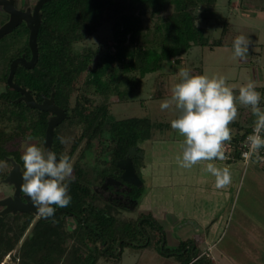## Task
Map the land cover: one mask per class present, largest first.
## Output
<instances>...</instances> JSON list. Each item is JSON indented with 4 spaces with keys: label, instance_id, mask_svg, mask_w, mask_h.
<instances>
[{
    "label": "trees",
    "instance_id": "trees-1",
    "mask_svg": "<svg viewBox=\"0 0 264 264\" xmlns=\"http://www.w3.org/2000/svg\"><path fill=\"white\" fill-rule=\"evenodd\" d=\"M216 1L48 0L42 5L37 60L32 67L18 64L12 80L28 89L38 103L53 90L54 103L65 112L54 128L51 149L57 156L66 152L70 158L77 152L74 179L69 184L71 203L66 208L56 207L54 216L48 219L28 212L0 217V264H6L3 257L12 253L29 226V233L13 254L17 264H97L100 258L116 262L124 247L150 246L156 235L160 252L172 255L178 264H212V258L197 250L191 239L181 240L176 248L166 247L165 231L150 211H140L134 217L126 215L124 209L104 200L94 186L106 176L119 177L121 170L116 162L126 156L130 147L136 146L143 153L144 141L157 131L170 129L167 122L148 117L107 122L110 97L127 99L145 74L160 71L166 63L172 64L171 72L177 71V64L183 68L182 55L192 45H223L229 33V17L214 20L219 26V38H209L206 26L198 22L207 19L199 10L207 11ZM241 3L264 9V0H240ZM168 6L172 11L165 14ZM147 14L156 17L152 27L142 24V16ZM109 19L114 50H95V61L93 53L84 54L83 62L79 61L74 44L88 38ZM27 38L28 28L23 21L0 38V181L11 168L9 157L24 171L22 150L12 148L14 143L31 135L38 146L44 147L51 115L17 101L21 93L7 83L11 60L22 54L26 59L31 56ZM260 91L262 110L264 86ZM234 124L239 130L240 125ZM106 125L109 134L103 138ZM241 128L242 133L237 131L230 142L226 141L231 146L227 160L241 158L242 141L253 126ZM59 137H64L66 143L61 144ZM105 138L112 141V146L103 158L100 143L104 146ZM132 163L142 180V156H132ZM143 189V184L131 186L130 194L137 202ZM68 218L73 220L71 228L66 223Z\"/></svg>",
    "mask_w": 264,
    "mask_h": 264
},
{
    "label": "rangeland",
    "instance_id": "rangeland-1",
    "mask_svg": "<svg viewBox=\"0 0 264 264\" xmlns=\"http://www.w3.org/2000/svg\"><path fill=\"white\" fill-rule=\"evenodd\" d=\"M34 2L35 0H24L25 5H33ZM244 4L245 3L240 4V0H217L213 7L207 9V11L205 10L206 12L200 9L199 11L207 15V19L199 20L198 22L200 25L206 26L207 33L210 35L209 38H216V33L219 31V26L214 22L216 17H218L219 21L223 18L226 19V17H229L231 23L228 34L230 35L227 34L228 36L226 35L224 37L223 45L214 46L212 48L208 46L192 45L187 52L182 55L184 60L183 68H187L193 74L224 76L226 78V83L233 88L238 108V117L234 122H237L240 125V129L238 130V126L231 123L229 127L232 130V134L237 131L242 133L243 129L241 126H254L256 120L250 107L240 104L238 99L239 87L251 80L255 82L256 90L261 93L260 90L264 86V9L257 8L258 6H247L246 4L245 6ZM171 11L172 6H168L164 13L168 14ZM2 14L3 13L0 9V15ZM155 18L156 17L151 18L149 14L142 16L143 26L152 27L156 20ZM111 27L112 23L110 19L108 21H103L92 35L85 40L74 44V50L77 53L79 61L83 62L82 59L84 54L90 53H93L92 58L93 61H95L97 56L95 50H98L99 52L105 51L106 49L110 51L114 50ZM241 34L247 36L250 40L248 54L243 59L234 56L231 42L237 35ZM230 38L233 40L230 41ZM180 66V64H177V71L171 72L172 64L166 63L160 71L145 74L141 79L138 89L131 92L127 99L121 100L120 97L114 95L111 96L107 122L114 119L133 116L148 117L151 120L167 122L170 125V129L164 130L160 133L163 134L162 139L168 141V143L162 144V151H172L173 144L170 138L173 139L178 136L180 139L183 137L177 130L172 129L170 124V121L176 118L178 113L174 108L161 110L160 104L163 100L170 99L172 85L178 82ZM162 83H164L163 87ZM157 89H159V91ZM1 90H3V84H0V91ZM74 97L75 96H72V101L74 100ZM108 129L109 127L106 125L102 135L103 138L106 134H109ZM159 132L160 131L155 132L150 138V141L141 144L144 148L143 150L148 151L149 148H155V150L158 149V144L160 143V140H162L161 137H159ZM155 134L157 135L156 138L154 137ZM105 140L106 142H104V146L100 143V149H102L101 156L103 158L107 157L112 146L111 140L108 138H105ZM24 141L25 139L17 141V144L14 143L12 148L21 149V144ZM30 142L36 144L37 140L32 138V141ZM82 145L83 143L79 146ZM41 146L43 147V145ZM179 147L180 145L176 146V148ZM79 149L80 148L78 147L77 150ZM152 153L154 152H151V154ZM76 154L77 152L71 157L72 162L75 161ZM250 162L251 161H248V163L244 165L245 168L242 166L237 174L234 184L232 185V187H235L232 188L231 197L229 199H224V207H222L221 211L227 215V224L225 225L224 222L222 223L220 232L225 226L224 235L222 234L223 236H221L217 243L213 244L210 248L214 258L219 257V248L224 249V247L230 245V240L234 236L231 235L233 231H240L241 236L244 237L245 234L251 236V232H254L253 229H258V232H260L258 235L260 236L257 237V239L264 243V177L260 180L259 177L258 179L253 177V173H251L253 169L251 168L252 164H250ZM257 163H260L262 168H264V161ZM151 164L156 165L158 163L151 162ZM205 170L206 169H204V171ZM152 172L159 173L158 169L155 171L153 170ZM243 173L246 174L243 175ZM259 181H261V183H259ZM175 186L176 188L180 187L179 184H176ZM11 187V185L3 183L1 180L0 198L11 194ZM145 187L146 186L144 185V189ZM220 198L222 197L220 196ZM134 205L132 211L124 210V214L133 217L136 216L142 209L140 208V203H135ZM239 222H243L240 224H244V226L239 225ZM66 223L69 228L73 226V220L70 218L66 220ZM159 224L163 229H166L162 225V222H159ZM29 229L30 226L24 232L22 239L29 233ZM167 234L166 237L168 242L166 247L176 248L179 244L177 243L178 241L176 242V226H173V224L168 226ZM157 238V235L154 236V240L150 246L134 247L129 245L124 247L120 259L116 262H108L104 258H100L97 264H178L172 255H164L160 252L161 245L157 241ZM21 240L18 242L15 249L12 250L11 254H7L3 257L2 262H5L6 264L18 263V260L13 258V254L17 252ZM245 245L248 246L251 245V243H246ZM261 251L262 252L258 254V256H260L258 261L264 263V248ZM244 257L246 258L247 264H256V262L248 260L247 255ZM221 262L223 264H229L226 260L221 259ZM216 264L218 263L216 262Z\"/></svg>",
    "mask_w": 264,
    "mask_h": 264
},
{
    "label": "clouds",
    "instance_id": "clouds-1",
    "mask_svg": "<svg viewBox=\"0 0 264 264\" xmlns=\"http://www.w3.org/2000/svg\"><path fill=\"white\" fill-rule=\"evenodd\" d=\"M219 38V31L216 33ZM250 40L237 35L232 42L236 58L248 54ZM238 99L241 105L250 107L256 117L252 134L247 137L248 151L243 153L246 161L255 157L256 162L264 161L259 150L264 148V110L260 108L261 93L254 81L239 87ZM161 110L174 108L178 115L170 121L171 128L184 137L180 143L181 153L178 164L192 168L201 161H209L206 171L215 177L217 188H225L232 181L228 167H218L211 161H224L229 157L224 152V143L232 140L229 125L238 117V108L233 88L224 76L193 74L187 68L178 72V82L171 88L170 99L160 104ZM60 143H66L59 137ZM32 136L21 144L22 191L31 199L38 215L43 219L54 216L56 207L66 208L71 203L69 184L74 179V165L69 155L48 150L31 143ZM55 206V207H54Z\"/></svg>",
    "mask_w": 264,
    "mask_h": 264
},
{
    "label": "crops",
    "instance_id": "crops-1",
    "mask_svg": "<svg viewBox=\"0 0 264 264\" xmlns=\"http://www.w3.org/2000/svg\"><path fill=\"white\" fill-rule=\"evenodd\" d=\"M231 38L230 41L233 40ZM154 137L156 138L157 135L155 134ZM159 137L162 139L163 134H160ZM170 139L173 144V146L171 145L173 147L172 151H162V144L168 143L165 139L160 140L158 149L149 148L148 151L143 150V165L140 168V172L142 184L146 187L140 200L136 203H140V208L142 209L140 211H150L159 222H162V225L166 228L164 229L166 236L168 235V226L172 224L176 226V242L178 241L177 243H179L185 239L193 240L197 250L212 258V264H216V262L223 264L221 259L226 260L229 264H247L244 257L246 255L248 260H252L256 264H264L258 261V258H260L258 254L264 248V243L257 239L260 236L258 235L260 234L258 229H253L254 232H251V236L245 234L244 237L241 236L238 229L239 232L233 231L231 235L234 236L230 240V245H227L224 249L219 248V257L214 258L210 251L213 244H216L221 236L224 235L225 226L220 232L222 223L227 224V215L221 211L222 207H224L223 202L224 199L231 197L232 188L235 187H232L234 180L241 167L245 168L243 160L240 158L211 161L218 167H228L232 175V181L228 186L217 188L215 177L206 170L204 171L209 161H201L192 168L181 167L177 162V156L180 155L181 148H176V146L180 145L183 137L179 139L177 136ZM148 141L150 139L143 143ZM150 151L154 153L151 154ZM151 162L158 164H151ZM250 164H252L251 168L253 170L251 173H253V177L255 179L259 177V180L262 179L264 177V168L255 161V157L252 158ZM157 169L159 173L152 172ZM245 174L243 173V175ZM176 184H179L180 187L176 188ZM240 223L243 222H239V225L244 226V224ZM246 243H251V245L246 246Z\"/></svg>",
    "mask_w": 264,
    "mask_h": 264
},
{
    "label": "water",
    "instance_id": "water-1",
    "mask_svg": "<svg viewBox=\"0 0 264 264\" xmlns=\"http://www.w3.org/2000/svg\"><path fill=\"white\" fill-rule=\"evenodd\" d=\"M46 1L48 0H36L32 9L30 7H26L24 10H21L15 6V0H0V7L8 14V19L0 25V38L6 33L10 32L22 21L25 22L28 28L27 43L31 51V56L29 59H26L22 54L19 57L11 60L9 64L7 83L9 86L21 93V96L16 99L17 101L22 100L30 107H36L52 113L47 119V127L44 136V148L52 151L51 144L54 128L65 117L64 110L54 103L53 90L51 91L50 96L44 97L43 101L38 103L33 99L28 89L18 86L12 80L15 67L18 64H22L26 67H32L37 60L38 52L36 37L41 21V7ZM136 153H138L136 146L130 147L126 153V156L122 159H119L116 162V165L122 170L121 179L123 181L129 182L135 186H141L142 180L136 174L134 165L132 163V156H134ZM138 154L141 155V153ZM9 161L11 163V168L8 174L2 179V182L11 185L13 187V191L11 194L0 198V217L17 212H28L32 213L33 215H38L37 209L32 204L31 199L27 195H24L25 200L22 201L20 197L23 181L22 171L20 169L19 163L11 157H9ZM116 183H121V181H114V179L111 177H105L101 187L104 189L108 185H116Z\"/></svg>",
    "mask_w": 264,
    "mask_h": 264
},
{
    "label": "flooded vegetation",
    "instance_id": "flooded-vegetation-1",
    "mask_svg": "<svg viewBox=\"0 0 264 264\" xmlns=\"http://www.w3.org/2000/svg\"><path fill=\"white\" fill-rule=\"evenodd\" d=\"M35 2H36V0H35ZM35 2L33 3V5H28V4L25 5L24 4V0H15V6L18 9H21V10H24L26 7H30L32 9V7L34 6ZM0 9H1L2 13H3L2 15H0V25H1L3 22H5L8 19V14L6 12H4L1 7H0ZM4 15H5V17H4ZM41 102H39V103H41ZM138 153H141V152H138ZM138 153H136V154L139 155ZM140 156H142V158H143L144 152L141 153ZM20 169H21V166H20ZM121 172H122V170L120 171L119 177H117V178L116 177H111V176H106V177L113 178L114 181L119 180V181H121V183H116V185H112L111 184V185H108L106 188L103 189L101 187V184L103 183V181L105 179V177H104L102 183L99 184V185L94 186V189L99 194H101V196H102V198L104 200L113 202L115 205L121 207L124 210L132 211L133 207L135 206L134 204L137 203V201L130 194L131 186L133 184H131L129 182H126V181H123L121 179ZM22 173H23V171H22ZM11 189H12L11 190V192H12L13 191V187H11ZM24 195H26V194L21 189L20 197H21L22 201L25 200ZM34 216H38V215H34Z\"/></svg>",
    "mask_w": 264,
    "mask_h": 264
},
{
    "label": "built area",
    "instance_id": "built-area-1",
    "mask_svg": "<svg viewBox=\"0 0 264 264\" xmlns=\"http://www.w3.org/2000/svg\"><path fill=\"white\" fill-rule=\"evenodd\" d=\"M263 110H264V106H263ZM253 128H254V126H253ZM253 128H252L251 132H249V133L245 136L244 140L242 141V148H241L240 156H241L243 162L245 163V165L248 163V161H246V160L244 159L243 153H245V152L248 151V140H247V137H248L250 134H252V132H253ZM230 151H231V146L229 145V143L225 142V143H224V152H225V154H226L228 157H230ZM259 154H260L261 157L264 158V148H261V149L259 150ZM194 259H195V258H193V260H194Z\"/></svg>",
    "mask_w": 264,
    "mask_h": 264
}]
</instances>
